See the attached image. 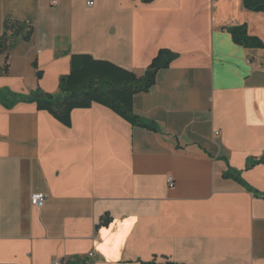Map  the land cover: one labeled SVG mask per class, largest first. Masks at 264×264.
<instances>
[{"label":"crops","instance_id":"1","mask_svg":"<svg viewBox=\"0 0 264 264\" xmlns=\"http://www.w3.org/2000/svg\"><path fill=\"white\" fill-rule=\"evenodd\" d=\"M240 25L264 44L244 0H0V89L56 93L77 53L138 76L177 54L134 97L157 130L0 102V264H264V46L236 43Z\"/></svg>","mask_w":264,"mask_h":264},{"label":"trees","instance_id":"2","mask_svg":"<svg viewBox=\"0 0 264 264\" xmlns=\"http://www.w3.org/2000/svg\"><path fill=\"white\" fill-rule=\"evenodd\" d=\"M143 1L150 2L151 0ZM244 5L250 10L264 13V0H244ZM13 26L11 22H6V31ZM228 30L238 44L249 48L264 46L260 39L248 33L246 25L233 26ZM29 37L28 34L26 38ZM7 48L8 35L7 32H4L0 39V52L6 51ZM176 57L175 52L162 48L146 68L145 73L138 76L133 70L109 60L98 59L88 53L73 54L70 71L60 78L57 93H47L38 89L27 97L5 88L0 89V102L7 108H12L20 101L35 102L38 109L50 112L66 126L71 125V115L74 109L90 108L97 103L111 109L134 126L157 130L151 122L134 112V97L137 94L150 91L157 82L159 71L168 68ZM7 72V68L3 71L0 70V74ZM41 75L42 73L39 72L38 76L41 77ZM224 175L225 177H234L246 184L237 171L230 170ZM248 187L250 188V186ZM147 264L157 263L149 262Z\"/></svg>","mask_w":264,"mask_h":264},{"label":"built area","instance_id":"3","mask_svg":"<svg viewBox=\"0 0 264 264\" xmlns=\"http://www.w3.org/2000/svg\"><path fill=\"white\" fill-rule=\"evenodd\" d=\"M56 1L57 0H52L53 4H56ZM96 3V0H87V5L89 7H92L94 6ZM169 183H170V186H173L174 185V179L172 177H169ZM47 199V195L42 193V192H38V193H35L32 195V204L36 207H42L45 203ZM93 254H90V257H92ZM54 264H64L62 260H55Z\"/></svg>","mask_w":264,"mask_h":264},{"label":"rangeland","instance_id":"4","mask_svg":"<svg viewBox=\"0 0 264 264\" xmlns=\"http://www.w3.org/2000/svg\"><path fill=\"white\" fill-rule=\"evenodd\" d=\"M57 93V92H56Z\"/></svg>","mask_w":264,"mask_h":264}]
</instances>
